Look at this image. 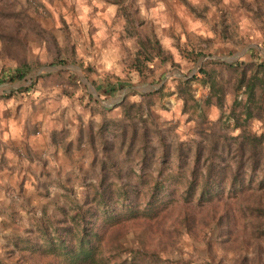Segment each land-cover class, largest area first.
I'll return each mask as SVG.
<instances>
[{
  "label": "rangeland",
  "instance_id": "rangeland-1",
  "mask_svg": "<svg viewBox=\"0 0 264 264\" xmlns=\"http://www.w3.org/2000/svg\"><path fill=\"white\" fill-rule=\"evenodd\" d=\"M113 1L109 35L99 0H0V264H72L82 238L83 264H264L263 168L224 153L204 188L211 145L264 135L233 118L264 0Z\"/></svg>",
  "mask_w": 264,
  "mask_h": 264
},
{
  "label": "trees",
  "instance_id": "trees-1",
  "mask_svg": "<svg viewBox=\"0 0 264 264\" xmlns=\"http://www.w3.org/2000/svg\"><path fill=\"white\" fill-rule=\"evenodd\" d=\"M143 45L144 53L149 57L152 54V51H150L152 44L143 43ZM142 54V52L139 53V55ZM243 71L244 73L239 83V89H245V92L248 96V101L244 105V112L239 116H236L235 114L233 116L235 124L238 127L241 126L240 122L242 116H245L247 119H260L263 117L264 112V62L256 68L252 76L247 75L246 69ZM23 75L25 74H23L21 70L17 71V77L22 78ZM247 140H249V142L253 145H245ZM263 144L264 135L258 136L257 134H254L253 139H243V141L239 145H234L236 146V148H233L232 145H221L222 147L219 149V145H211L209 154L210 162L208 165V176L204 188L209 187V182L210 184H212V186L218 184L214 177V172L215 167L222 166L221 164L217 163V161H224V153H231L238 158V170L244 168V157H250L252 171L254 170V172L256 173L260 168H263L264 175V166L261 163L263 160L262 158H260L263 151ZM71 253L73 254L71 257L72 264H83L88 262L89 260L96 258L98 249L96 247H92L90 240L82 238L80 243L72 248Z\"/></svg>",
  "mask_w": 264,
  "mask_h": 264
},
{
  "label": "crops",
  "instance_id": "crops-1",
  "mask_svg": "<svg viewBox=\"0 0 264 264\" xmlns=\"http://www.w3.org/2000/svg\"><path fill=\"white\" fill-rule=\"evenodd\" d=\"M118 3L119 2L111 0V3L108 4L104 0H99L98 6H99L100 13H98L96 16L94 15L91 16V14L88 13L89 10L87 11V13H85L86 11L85 12L82 11L81 16L85 17L88 21H91V22H87L88 29L89 27L93 28L94 24H96L95 32L97 33L99 32L103 34L109 33L110 35L112 31V30L110 31V29L112 28L111 24L116 20L118 16V14L116 13V11H118V6H119ZM114 7H115V10H114ZM104 21H107L110 24L106 26L104 24H100V23H103ZM121 21L126 23L125 18H122ZM99 27L101 29H99ZM18 125H19L18 123L17 124L11 123L10 126H7L6 128L5 138L11 139L10 142L15 141L17 136L20 135V129Z\"/></svg>",
  "mask_w": 264,
  "mask_h": 264
}]
</instances>
